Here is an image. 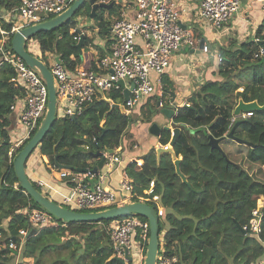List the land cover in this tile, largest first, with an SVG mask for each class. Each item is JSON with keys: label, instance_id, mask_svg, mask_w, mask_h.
Here are the masks:
<instances>
[{"label": "trees", "instance_id": "trees-1", "mask_svg": "<svg viewBox=\"0 0 264 264\" xmlns=\"http://www.w3.org/2000/svg\"><path fill=\"white\" fill-rule=\"evenodd\" d=\"M18 4L19 0H0V8L5 12ZM90 9L89 0H85L75 16L83 13L89 16ZM102 10H96L93 28L96 27L99 37L106 41L111 22L104 20ZM3 26L6 30L10 28ZM74 26L70 19L54 30L35 34L32 39L38 42L41 57L55 53L69 70L81 65L82 54L74 39L76 32H71ZM193 35L202 40L200 34ZM88 40L83 37L81 52L87 50ZM260 48L264 52V20L256 28L254 39L239 43L229 39L217 45L222 58L214 74L217 78L206 80L191 94L187 105L177 107L172 122L173 127L178 128V135L172 149L176 158L181 159L179 168L187 183L176 174L171 155L165 152L157 157L153 148L140 157L143 161L140 168L132 165L125 168L138 194L154 181V189L165 209L164 217L158 221L159 233L164 232L167 244L177 238L184 240V245L176 250L177 264H254L264 258V203L260 209L259 238L242 230L257 200L264 197V110L231 123L239 99L264 104V53L254 58ZM102 55L100 53L99 57ZM90 67L95 68L94 61ZM12 76V70L1 64L0 242L16 238L21 229L31 231L27 217L18 213L19 209L28 207L44 211L19 185L14 172L16 156L8 157L11 146L7 117L10 104L18 94L10 82ZM167 84L163 75L164 95ZM238 88L242 91L237 92ZM158 100L156 95L147 99L143 107L146 122L151 120L150 113L159 108ZM111 102L123 103L121 93L108 91L104 97L90 103L76 120L55 117L39 145V153L47 158L48 165L72 167V172L76 173L90 170L98 163L99 158L91 155L96 150L114 151L128 123L140 121V118L128 121L119 108H112ZM238 121L233 137L249 145L224 138ZM170 133V130H162L157 141L163 143L170 138ZM209 136L221 139L220 150L209 145ZM31 182L49 198L34 181ZM147 204L154 208L151 203ZM53 219L58 222V228L43 229L29 237L24 245V256H38V264H120L112 257V247L103 229L108 220L64 223ZM165 225L167 229L163 231ZM47 234L50 238L44 240ZM47 250L54 258L47 256L42 260L41 253L36 251ZM10 260L7 251L0 250V264H9Z\"/></svg>", "mask_w": 264, "mask_h": 264}, {"label": "built area", "instance_id": "built-area-1", "mask_svg": "<svg viewBox=\"0 0 264 264\" xmlns=\"http://www.w3.org/2000/svg\"><path fill=\"white\" fill-rule=\"evenodd\" d=\"M72 2L73 0H19L17 7L0 15V66L6 64L12 70L10 82L18 91L9 107V128L15 122L17 127L24 129L21 136L15 134L18 135L16 140L8 135L11 146L8 157L11 151L17 155L38 129L47 106V86L40 73L13 52L10 46L12 36L23 28L60 15ZM246 2L248 8L254 2L260 3L264 14V0ZM96 3L104 6L111 4L115 14L109 37L105 41V53L94 60L95 68L79 65L69 70L60 60L59 63L56 62L58 57L49 56V70L56 96L55 116L73 117L76 120L90 103L104 97L111 90L121 93L123 103L118 106L128 121L138 105L152 95L159 97V108L165 107L162 76L170 67L173 55L182 45L192 48L199 42L194 38L192 30L183 28L175 0H96ZM241 3L242 0H198L196 20L218 33L239 12ZM13 20H18L19 24H12ZM3 25H8L9 30ZM71 32H76L74 39L77 44L83 40L84 32L81 29L74 27ZM26 45L35 49L38 42L31 38L26 41ZM209 50L208 44L203 40L201 51L207 54ZM263 53L260 48L254 58L262 56ZM35 57L40 60L42 58L39 54ZM214 57L218 64L221 63L222 58L217 49ZM124 90L128 91L127 99H124ZM241 91L242 88L237 89V92ZM111 104L114 105L113 102ZM58 105L61 108L58 109ZM251 115L252 113H241L237 118L233 116L231 123ZM11 132L14 133L12 130ZM170 134L169 139H165L163 143L158 142L153 150L157 147L165 151L172 149V132ZM121 148L119 143L112 154L102 152L104 164L97 172L87 169L73 173V170L49 165L57 178L67 181L69 187V193L61 198L59 204L78 212H93L125 203L143 202L154 205L159 219L164 217L165 209L160 203V195L154 189L153 180L149 182L148 188L138 194L124 169L116 188L104 184L122 162ZM134 148H137V144ZM142 164V159L135 157L127 160L126 167L132 165L140 168ZM37 185L40 189L45 186L42 182ZM263 203L264 197H260L251 212L248 224L242 227L245 234L259 238L262 221L260 209ZM17 212L27 217L30 229L35 230V233L43 229L58 228V223L45 211L24 207ZM103 229L109 238L113 258L123 260L125 264H143L149 238L148 220L127 215L109 221ZM223 232L221 230L220 234ZM31 236L33 235H30V230L21 229L16 238L0 242V250H6L11 259L9 264H38V256L23 255L24 245ZM160 238L159 235L158 239ZM158 244L154 264H177L179 259L176 250L184 245V240L177 238L169 244L164 241L163 245L158 240ZM254 264H264V258Z\"/></svg>", "mask_w": 264, "mask_h": 264}, {"label": "crops", "instance_id": "crops-1", "mask_svg": "<svg viewBox=\"0 0 264 264\" xmlns=\"http://www.w3.org/2000/svg\"><path fill=\"white\" fill-rule=\"evenodd\" d=\"M175 2L180 12V22L183 28H188L192 30V33L194 34H200L198 30H194V28L190 25L191 23L197 21L196 8L198 0H175ZM259 5L260 3L253 4L252 7L248 8L246 0H242L239 12L232 17V19L224 26L222 31L218 33L215 32L214 43L216 44V46L220 44H225L229 39H233L237 42L254 39L256 28L264 20V14L261 8H259ZM4 13L5 11H2V9L0 8V14ZM93 26L94 24L90 27L96 31L98 39L91 40V38L86 36L84 33V37L89 39L87 41V50L81 52V66L84 67L90 66L91 61L96 60V58L99 57L100 53H105V40L99 37L97 28H93ZM73 29L74 27L71 29V31ZM198 41L199 42L195 44L192 48L185 44L182 45L181 48L187 47V54L181 51L175 53L171 59L170 67L164 74L165 79L168 82L166 95L164 96L165 101L167 103L165 108H175V115L177 107H182L183 104L187 102L191 94L197 91L198 88L206 80H215L217 78L214 75L218 65L214 57L216 49H213L212 53H207L208 55H203L200 49V40ZM211 46V49L214 48V45ZM38 54L41 56L39 46H37L36 56H38ZM47 55L57 57L55 53H47ZM147 99L143 100L138 105L134 113L144 111L143 107ZM134 113L132 115V118H139L137 117V115L135 116ZM153 118H157V120L151 121L149 124H139L138 119L137 121H135L136 128L134 130H131L132 133L130 135L134 139H129L132 144H128L126 141L125 143L119 141V143L122 145L120 151L122 162L119 165L118 169L112 174V176L105 180L104 184L107 187L116 188L118 186L119 180L121 179V172L125 169L127 160L135 157H142L158 143V136L150 134L149 127L150 124L156 123L162 131L163 128L161 126H163V124H159V122H161L159 118L165 117L161 115L155 116ZM169 128L172 132L173 126ZM144 142L148 143L146 145H143ZM135 144H137V148H134ZM15 155L16 153L14 151H11L9 157L14 158ZM25 174L30 181L32 180L36 184H38V182H42L43 184H45V186L41 188L42 192L48 194L49 198L53 199L58 203L61 201V198L63 196L69 193L67 181L60 180L57 178L56 174L51 171L50 166L48 165L47 158L40 155L39 149L34 151L31 156L27 159L25 164Z\"/></svg>", "mask_w": 264, "mask_h": 264}, {"label": "water", "instance_id": "water-1", "mask_svg": "<svg viewBox=\"0 0 264 264\" xmlns=\"http://www.w3.org/2000/svg\"><path fill=\"white\" fill-rule=\"evenodd\" d=\"M85 0H73V2L68 6V8L58 16L50 18L49 20L40 22L36 25L29 26L15 32L11 39V48L13 52L22 58L25 63L37 70L40 75L42 76L46 86H47V106L45 115L38 127V129L33 133L32 137L26 142V144L22 147L19 153L15 157L14 161V172L18 179V183L21 186L22 190L29 195L45 212L53 216L54 218L63 221L64 223L69 222H100L103 220H114L120 217H124L127 215H135L141 218L148 220L149 222V238L146 246L145 257L143 264H154L155 262V255L158 250V238H159V229H158V221L159 218L152 206H149L143 202H132V203H125L120 206L111 207L104 210H98L93 212H78L71 210L69 208L61 206L59 203H56L53 199L46 197L40 191H38L32 184V182L28 179L25 174V164L27 159L31 156L34 150L39 149V145L48 132L49 128L51 127L55 116V103H56V96L55 90L53 87V77L49 70V68L38 58L29 54L25 50V44L27 40L33 38L35 34L43 30H54L68 21L71 17L75 15L78 11L79 7L82 6ZM89 4L91 6L90 9V17L94 18L95 12L97 9H109L111 8V4L109 5H100L96 3V0H89ZM1 15V14H0ZM200 46L203 45V40H200ZM76 48L81 53V42L76 45ZM56 62L59 63V59L56 58ZM124 99L128 97V91L124 90L123 92ZM119 108L117 104L112 105V108ZM264 104L259 105L256 101L251 102H244L242 99L238 100L234 110L233 116L239 117L241 113H253L256 111H263ZM160 112L165 117L173 120L175 112L173 109L170 108H161ZM72 120H75L73 117ZM239 121L236 122L230 131L224 136V138L232 139L239 144H247L245 141L241 139H237L233 137V130L238 125ZM163 130H170L169 127H165ZM160 127L156 123L150 124L149 133L154 136H159L160 134ZM178 135V128L172 129V139L170 146L173 147L176 138ZM221 139H215L212 136H209V145L213 148L220 150L219 142ZM168 152L173 160V164L175 166L176 174L181 178L183 183H187L185 176L180 172L179 164L181 159L176 158L173 149H169L168 151L163 150L160 147L155 149V153L157 157L161 154ZM107 153L112 154L113 151H107ZM93 157L99 158L98 163L92 168V172H97L104 164V158L102 156V152L96 150L95 152L91 153ZM56 161V157H54ZM60 169H68L73 170L72 167H64L59 164H56ZM35 230L30 231V235H34ZM120 264H125L123 260L116 259Z\"/></svg>", "mask_w": 264, "mask_h": 264}, {"label": "rangeland", "instance_id": "rangeland-1", "mask_svg": "<svg viewBox=\"0 0 264 264\" xmlns=\"http://www.w3.org/2000/svg\"><path fill=\"white\" fill-rule=\"evenodd\" d=\"M257 3L258 2H254L253 4H257ZM259 8H260V5H259ZM114 14H115V10L113 8L106 9V10H102V15L104 16V20L106 22H112ZM70 19L74 23V25H75L74 27H76L77 29H80L81 28L82 31H84L85 35L88 36V37H90L91 40H94V39L97 40L98 39V37L96 35V31L93 30L90 27L93 24H95V21H96L95 18H91L90 17V13H89V16H88V14H85V13L80 14L78 16H75L74 15ZM231 19H232V17L229 19V21ZM12 24H15V25L16 24H19V21L18 20H16V21L13 20L12 21ZM190 25L194 28V30H198L200 32L201 39L204 40V41H206V43L208 44V46L210 48L209 53H212V50L213 49H216V44L214 43L215 42L214 41V39H215V30H213L212 28L206 26L205 24L201 23L198 20L196 22L191 23ZM237 43H239V42H237ZM210 44L211 45H214V48L211 49L212 46ZM181 47L175 53H177L178 51L179 52L181 51V52L187 54V52H188L187 47H185V48L184 47L181 48ZM200 49H201V47H200ZM25 50L28 53L36 56V50H37V48L31 49L30 47H27V45L25 44ZM203 55H208V54H204L203 53ZM49 58L50 57L47 54H45V57L44 58H41V60L46 64V66L48 68H50V66H51V64L49 62V60H50ZM153 97H154V95H152V98ZM146 105H148V104H146ZM59 108H61V107H59V105H58V109ZM145 108H147V106ZM160 109L161 108H157L153 113H150L152 115L150 122L157 120V118H153V117H155V116H161L162 115V113L160 112ZM134 114H135V116L137 115V117L140 118L139 124H149L150 123V122H146V120H145V114L143 113V111H139V112H136ZM159 119L161 120V122H159V124H163V126H161L163 129L165 127H171V126H173V122H171L172 121L171 119H169L167 117H165V118H159ZM135 124H136L135 122L128 123V125L126 126L124 132L121 134L119 141H121L122 143H125V141H126L128 144H132V142L129 141V139L130 138L132 140L134 139L130 135L132 133L131 130H134L136 128ZM11 130L14 133H12ZM137 130H139V129H137ZM17 133L19 134V136H21L24 133V129L21 128V127H17L16 124H15V122H13L12 125H11V128H8V135L11 136L14 140H16L18 138V135H15V134H17ZM147 143L148 142H144L143 145H146ZM34 151H36V150H34ZM177 214H179V212H177ZM54 222L55 223H58L56 220ZM166 229H167V225L164 226L163 231H165ZM159 235L161 236V238L159 239V243H160V245H163V243H164V234H163V232H161V233H159ZM49 238H50V236L47 234L44 237V240L45 239H49ZM36 252H40L41 253L42 260H44L47 256L49 257V259L54 258L50 250H47L46 252H44V251H36ZM218 264H226V263L218 262Z\"/></svg>", "mask_w": 264, "mask_h": 264}]
</instances>
